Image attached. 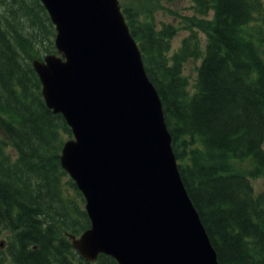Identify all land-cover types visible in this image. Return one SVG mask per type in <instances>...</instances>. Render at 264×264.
Returning <instances> with one entry per match:
<instances>
[{
  "label": "trees",
  "instance_id": "trees-1",
  "mask_svg": "<svg viewBox=\"0 0 264 264\" xmlns=\"http://www.w3.org/2000/svg\"><path fill=\"white\" fill-rule=\"evenodd\" d=\"M194 2L177 49L172 23L121 6L220 264H264V190L253 184L264 177V0ZM55 34L40 0H0V264L3 254L12 264H118L106 254L87 261L70 238L91 226L60 162L72 130L46 105L32 65L57 53Z\"/></svg>",
  "mask_w": 264,
  "mask_h": 264
},
{
  "label": "water",
  "instance_id": "water-1",
  "mask_svg": "<svg viewBox=\"0 0 264 264\" xmlns=\"http://www.w3.org/2000/svg\"><path fill=\"white\" fill-rule=\"evenodd\" d=\"M41 2L60 55L33 66L47 106L72 129L60 160L91 219L73 247L90 262L103 253L118 264H220L120 1Z\"/></svg>",
  "mask_w": 264,
  "mask_h": 264
},
{
  "label": "rangeland",
  "instance_id": "rangeland-1",
  "mask_svg": "<svg viewBox=\"0 0 264 264\" xmlns=\"http://www.w3.org/2000/svg\"><path fill=\"white\" fill-rule=\"evenodd\" d=\"M120 3L127 6H136L141 10L140 19L144 21V9L150 8L155 17V21L158 26H162V23H172L178 29V33L175 35L173 39V47L177 49L180 46L182 39L188 35V30L185 29L182 25V22L189 18L192 15L197 13L196 3L194 0H120ZM129 4V5H128ZM201 36H204L201 33ZM200 61L196 62L199 64ZM193 67L189 71V76L194 78L196 75V71L194 69L195 62L191 61L187 64V67ZM8 151L13 152L12 148L9 146ZM241 168H246L250 166L248 162H244L239 165ZM253 184L257 192L264 190V177H259L253 179ZM4 242L3 246H0L1 250L5 249L6 246V236L0 235V243ZM2 264H12L8 255L3 254V263Z\"/></svg>",
  "mask_w": 264,
  "mask_h": 264
},
{
  "label": "bare ground",
  "instance_id": "bare-ground-1",
  "mask_svg": "<svg viewBox=\"0 0 264 264\" xmlns=\"http://www.w3.org/2000/svg\"><path fill=\"white\" fill-rule=\"evenodd\" d=\"M62 153V152H61ZM196 207V206H195ZM198 210V209H197ZM1 244V246H3V244H4V242H2V243H0ZM216 250V249H215ZM218 255V254H217ZM98 258H99V255H98ZM98 258H97V260H96V262L98 261ZM86 259V258H85ZM87 260V259H86ZM219 260V259H218ZM87 261H89V260H87ZM90 262V261H89ZM96 262H94V263H96ZM219 263H220V261H219Z\"/></svg>",
  "mask_w": 264,
  "mask_h": 264
}]
</instances>
